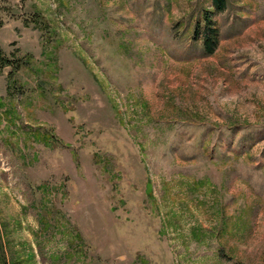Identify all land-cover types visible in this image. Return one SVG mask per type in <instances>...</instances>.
<instances>
[{
    "label": "rangeland",
    "instance_id": "1",
    "mask_svg": "<svg viewBox=\"0 0 264 264\" xmlns=\"http://www.w3.org/2000/svg\"><path fill=\"white\" fill-rule=\"evenodd\" d=\"M225 1L0 0V264H264V0Z\"/></svg>",
    "mask_w": 264,
    "mask_h": 264
},
{
    "label": "trees",
    "instance_id": "2",
    "mask_svg": "<svg viewBox=\"0 0 264 264\" xmlns=\"http://www.w3.org/2000/svg\"><path fill=\"white\" fill-rule=\"evenodd\" d=\"M215 7L218 12H223L226 9V1L225 0H214ZM205 36L202 38L203 48L206 55H212L217 48L219 42V32L216 28H214V24L212 20L208 17L205 18ZM2 62V66L5 64L13 65L14 62L9 60H0ZM0 62V63H1ZM1 65V64H0ZM17 68V66H16Z\"/></svg>",
    "mask_w": 264,
    "mask_h": 264
}]
</instances>
